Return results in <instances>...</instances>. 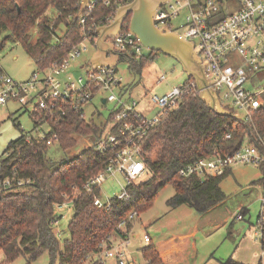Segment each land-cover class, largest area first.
Segmentation results:
<instances>
[{"label":"trees","instance_id":"trees-1","mask_svg":"<svg viewBox=\"0 0 264 264\" xmlns=\"http://www.w3.org/2000/svg\"><path fill=\"white\" fill-rule=\"evenodd\" d=\"M80 2L0 0V54L7 43H17L28 54L36 71L63 59L84 36L93 44L96 29L105 25L112 13L109 7L99 4L87 19L83 34L76 19ZM223 17L225 13L221 11L218 19ZM128 21L129 18L124 21V32L128 31ZM60 26L64 32L57 38L56 30ZM33 30L37 36L32 42ZM155 53L146 51L136 56L130 51L122 53L121 59L128 64L130 72L140 74ZM187 79L192 80L191 77ZM38 119L32 118L33 127L45 121L51 132L40 137L21 130L19 137L7 144L0 158V180L7 177L29 180L22 187L0 189V252L8 264L18 257L30 264L44 253L50 264H98L96 258L102 246L110 244L112 235L124 237L128 234L134 221L128 216L149 209L164 186L172 185L175 191L166 202L169 208L185 205L199 215L225 200L220 182L228 175V170L216 178L201 180L195 175L184 178L177 172L186 163L208 157L213 152L231 154L245 141L264 152V107L251 111L247 121H239L216 114L198 94L186 97L177 109L153 127L142 148V159L150 176L144 182L127 187L128 200L112 198L108 208H97L92 203L93 196H99L97 189L86 194L81 185L104 167L108 154L90 145L75 154L72 150L77 137L93 142L102 136L106 122L103 125L85 122L80 112L71 108L53 122L49 118ZM111 119L112 113L109 121ZM13 124L19 127L16 119ZM49 141L52 144L57 141L61 150L72 152L71 158L52 159L48 155ZM260 170L264 173V164ZM64 194L74 195V202L72 218L67 225L69 238L61 244L54 226V221L61 216H54L52 207ZM122 221L124 226L119 228ZM257 221L264 249V208ZM142 256L153 264L159 261L151 243L142 249ZM221 264L242 263L228 258Z\"/></svg>","mask_w":264,"mask_h":264},{"label":"built area","instance_id":"built-area-1","mask_svg":"<svg viewBox=\"0 0 264 264\" xmlns=\"http://www.w3.org/2000/svg\"><path fill=\"white\" fill-rule=\"evenodd\" d=\"M120 2L90 0L78 18L83 34L87 19L99 4L110 8L112 14L106 18L109 23ZM184 10L186 13L182 25L174 31L194 44L195 52L205 65L210 87L217 93L222 106L235 110L247 121L251 111L264 107V0H168L156 10L155 25L169 28V23ZM221 11L225 17L218 19ZM85 41L89 42L86 36L63 59L52 62L45 69H36L25 81H15L7 75L0 76V108L12 103L19 111H27L35 121L42 117L53 122L61 119L66 109L70 108L85 118L86 106L95 99L101 105L113 104L112 119L104 124L103 135L88 142L100 153H107V161L100 171L83 182L81 190L89 194L97 189L99 193L107 178L113 177L116 178L119 191L112 198L126 201L130 197L127 187L137 185L138 179L149 175L142 159V148L153 127L177 109L184 98L196 95L198 91L194 81L186 78L183 83L170 87L165 94L151 93L150 103L145 107L146 114H143L136 108L138 101L128 100L129 97L117 93L121 78L117 77L115 67L93 68L88 63L79 68L83 70V77L71 78L67 74L72 62L85 51ZM111 42L114 50L120 54L134 51L136 56H141L144 52L129 31H122ZM156 77L157 86L167 80L163 73ZM102 99H105V103H102ZM51 144L47 142L49 147ZM237 164L263 165L264 152L245 143L231 154L217 155L213 152L208 157L186 163L177 174L184 178L195 175L201 180L216 178ZM28 183V179L7 177L0 180V189L22 187ZM74 190L73 194L76 188ZM112 198L102 202L99 196L94 195L92 203L97 208L106 209ZM260 199L264 206V190ZM73 202L74 195L70 197L64 194L61 201L53 204L54 216L73 214ZM137 216L136 212H132L128 219L135 220ZM58 221H54V226L59 236ZM119 225L122 228L123 221ZM142 240L150 242L147 234H143ZM127 243L124 241L116 248L103 245L100 256L96 258L98 264H104L107 259H115L118 264H137L125 258Z\"/></svg>","mask_w":264,"mask_h":264},{"label":"rangeland","instance_id":"rangeland-1","mask_svg":"<svg viewBox=\"0 0 264 264\" xmlns=\"http://www.w3.org/2000/svg\"><path fill=\"white\" fill-rule=\"evenodd\" d=\"M123 1V0H121ZM125 3H119L114 9V16L116 9ZM186 11H182L178 18L173 19L169 23V28L172 30H178V27L182 25L183 18ZM49 15V14H48ZM52 16V15H50ZM113 16V18H114ZM53 17V16H52ZM110 23V22H109ZM109 23L105 24L108 25ZM124 25V24H123ZM33 35L32 42L37 36L36 30L31 31ZM57 38L63 35V27L60 26L57 30ZM86 47L85 51L80 54V56L72 62V66L67 72L71 78H77L78 76L83 77V70L79 68L81 66H87L88 61L95 52V46L88 41L84 42ZM146 52V50H144ZM117 77L121 78V84L117 89V93H121L128 100L138 101V110L141 113L146 114L145 107L150 103L151 93L154 94H164L170 87L177 86L187 78L185 73L182 72L180 64L173 60L169 56H164L160 52H156L151 58L148 66L139 74L130 72L128 64L124 61H120L115 67ZM0 70L1 75L10 76L15 81H25L27 80L32 72L35 71V66L33 65L28 54L22 49L17 43L9 42L6 44L3 52L0 54ZM163 73L166 75V82L159 85L156 89H149L156 79V75ZM146 89H149L146 92ZM151 90V91H150ZM113 104H99L98 100H93L92 103L88 104L84 110L85 118L84 121H92L95 124H104L109 122V116L113 112ZM16 119L19 127L17 128L13 124V120ZM33 121L27 111H19L15 104L7 103L4 107L0 108V158L4 156V151L6 150L7 144L19 137L21 130L24 132H30L32 135H42L49 134L52 129L46 124L42 123L37 128L33 127ZM41 137V136H40ZM88 142L90 140L77 137L75 145L76 147L72 150L73 154L82 150L85 146H89ZM48 150V155L55 160L58 158H71L72 152L61 150L57 141L50 145ZM232 174H228L220 182V188L226 194L224 203L221 204L218 211L210 213L214 215L216 213L221 214L222 209H228L227 212L236 215L240 211L237 210L239 206L248 205V208L255 211L254 215L261 208L260 190L248 191L244 189L246 185L251 183L253 180L258 179L260 172L258 170V165H242L237 164L231 169ZM150 175L137 180V183L144 182ZM117 179H119L117 177ZM262 184V183H261ZM264 184V183H263ZM262 184V185H263ZM264 186V185H263ZM264 188V187H263ZM119 191L116 178L109 177L105 183L100 187L99 198L102 202L114 197ZM175 191L172 185L164 186L156 198L152 206L146 211L139 212L137 218L133 221V227L128 232V251L130 252V258L137 261L138 264H143L144 257H142L141 250L145 247L143 241L141 240L142 234L146 231L150 237L155 241L157 237L166 238L172 235L183 234L186 228L192 224L196 212L194 209L181 205L175 208H169L166 205L167 200L173 196ZM209 214V215H210ZM253 216V215H252ZM72 218V213H65L59 220L58 227L60 230V235L58 236L59 242L64 244L65 240L69 238L68 223ZM205 220V219H204ZM246 221V219H245ZM204 225V224H203ZM126 239V240H127ZM127 250V248H126ZM0 264H8L3 260V254L0 252ZM9 264H27L22 257H18L13 262ZM30 264H50V260L44 253L35 262ZM85 264V263H84ZM104 264H115L112 259L105 261Z\"/></svg>","mask_w":264,"mask_h":264},{"label":"crops","instance_id":"crops-1","mask_svg":"<svg viewBox=\"0 0 264 264\" xmlns=\"http://www.w3.org/2000/svg\"><path fill=\"white\" fill-rule=\"evenodd\" d=\"M120 55V60L118 62L123 61L121 59L122 54ZM154 55L155 54H153L152 57ZM110 62H113V59H111ZM147 66L148 64L141 72ZM155 81L149 89L153 90L158 87L155 85ZM149 89H146V92H148ZM245 142L247 143V141ZM260 167H262V165L258 166L260 177L246 185L244 189L249 192L252 190H260L261 198V194L264 190V173L260 170ZM231 169L228 170V174H232ZM223 203L224 201L220 203V205L204 213V215L195 213L196 216L194 217V221L186 228L183 234L177 236L172 235L166 238L157 237L155 241H153L150 235L144 231L143 234L149 236L150 242L145 243L142 238L141 240L145 247L150 243L154 247L157 257H159V261L156 262V264H221V261L228 258L242 264H257L258 262L264 264V249L261 246V229L257 221V217L263 211L264 206L260 204L261 208L255 215V211L252 213L248 205H246V207L242 205L239 206L237 210L240 212L236 213V215L227 212V208L222 209L221 214H210L214 211L217 212L220 207L222 208L221 204ZM237 216H240V218H237ZM127 237L128 234L124 237L121 235H112L109 239L110 244L104 246L113 248L119 247L124 241L128 242ZM128 245L125 247V258L127 260H134L129 256L130 252L128 251ZM109 260L110 259H108V261ZM112 260L115 264H118L115 259ZM135 262L137 263V261ZM85 264L89 263L86 262ZM143 264L153 263L144 259Z\"/></svg>","mask_w":264,"mask_h":264},{"label":"water","instance_id":"water-1","mask_svg":"<svg viewBox=\"0 0 264 264\" xmlns=\"http://www.w3.org/2000/svg\"><path fill=\"white\" fill-rule=\"evenodd\" d=\"M89 1L81 0L76 19L82 15ZM166 1L168 0H130L118 7L110 23L100 25L96 29L97 37L93 43L95 52L88 63L93 68L118 65L121 55L114 50L111 39L123 31L124 21L129 18L127 29L135 36L138 44L146 51L160 52L180 64L182 72L194 81L199 99L204 101L208 108L216 114L244 121L238 112L222 106L217 93L210 87L205 65L195 52L194 44L168 26L155 25L156 10ZM111 59L113 62H110ZM102 103H105V99H102Z\"/></svg>","mask_w":264,"mask_h":264}]
</instances>
